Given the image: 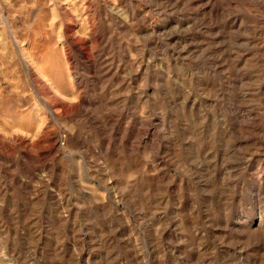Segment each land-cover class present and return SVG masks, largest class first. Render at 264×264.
<instances>
[{
    "label": "rangeland",
    "instance_id": "obj_1",
    "mask_svg": "<svg viewBox=\"0 0 264 264\" xmlns=\"http://www.w3.org/2000/svg\"><path fill=\"white\" fill-rule=\"evenodd\" d=\"M0 264H264V0H0Z\"/></svg>",
    "mask_w": 264,
    "mask_h": 264
}]
</instances>
